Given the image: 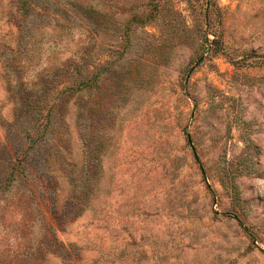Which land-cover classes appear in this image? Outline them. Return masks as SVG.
Instances as JSON below:
<instances>
[{"label": "rangeland", "instance_id": "rangeland-1", "mask_svg": "<svg viewBox=\"0 0 264 264\" xmlns=\"http://www.w3.org/2000/svg\"><path fill=\"white\" fill-rule=\"evenodd\" d=\"M17 15L0 264H264V0H44L21 39Z\"/></svg>", "mask_w": 264, "mask_h": 264}, {"label": "trees", "instance_id": "trees-1", "mask_svg": "<svg viewBox=\"0 0 264 264\" xmlns=\"http://www.w3.org/2000/svg\"><path fill=\"white\" fill-rule=\"evenodd\" d=\"M14 3L16 4V11L18 13L17 17H18V21L16 23V27L19 29V31H21L20 37H18L19 39H21V37H26V36H30V31H29V20L30 18L33 16V13L35 11V8L37 6H39L40 8L43 9L44 6V0H14ZM33 37V35L31 36V38ZM87 55V54H85ZM84 67L83 69L88 70V65L87 62L84 61ZM68 66H72V71L71 74L73 75H80L81 70H83L81 68V65L79 66V63L76 62L74 63L69 62L67 64ZM68 72V71H67ZM76 80V79H75ZM73 79L71 84H66V83H61L60 85V89L58 91V93L60 95H62L61 93L65 94V93H76L79 90H83V89H90L91 84L93 82V79L90 76H84L83 79L77 80L75 81ZM35 117H37V114L34 112L33 113ZM32 115V114H31Z\"/></svg>", "mask_w": 264, "mask_h": 264}]
</instances>
